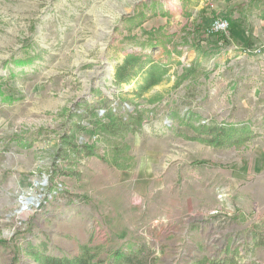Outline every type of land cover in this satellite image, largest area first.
Here are the masks:
<instances>
[{
    "label": "rangeland",
    "instance_id": "1",
    "mask_svg": "<svg viewBox=\"0 0 264 264\" xmlns=\"http://www.w3.org/2000/svg\"><path fill=\"white\" fill-rule=\"evenodd\" d=\"M129 53L167 68L139 94L141 78L115 84ZM104 99L141 123L115 137L80 117L96 154L76 157L70 116ZM263 139L264 0H0V264L84 244L102 264H264V214L193 188Z\"/></svg>",
    "mask_w": 264,
    "mask_h": 264
},
{
    "label": "trees",
    "instance_id": "2",
    "mask_svg": "<svg viewBox=\"0 0 264 264\" xmlns=\"http://www.w3.org/2000/svg\"><path fill=\"white\" fill-rule=\"evenodd\" d=\"M229 30L231 31L233 28L230 26ZM212 35L215 36L217 34ZM166 70L167 68L164 64L154 60L150 55H147L143 59L135 53H129L120 63L115 64V84L127 83L135 78H141V83L139 84L138 82L139 85L133 90V93L139 94L155 85L159 76L162 75V73H165ZM99 104L105 108L104 117L107 120L106 122H102V120L97 116L96 108ZM85 110H87L86 114H80V116H70L68 127L69 134L63 138L65 145L71 148L76 157L96 154L95 147L93 145L83 144L81 146H77L74 142L75 132L79 131L81 128L84 129V127L80 125V117L88 118L87 120L89 121L93 131L103 132L106 135L110 134L115 137H123L126 132L135 129L141 123L143 117V114L136 113V115L132 116V118L129 119V121L127 120V122L122 119L119 113H113L111 109L108 108V101L106 99L99 102H93L90 105H85ZM217 130L219 138L227 135L223 128H217ZM212 133H215L214 129L210 130V135ZM217 135L215 133V138ZM203 141L207 144L213 143L211 138H204ZM114 165L119 166L116 162H114ZM32 255L35 262L38 264H102L101 260H95V255L90 254V249L85 244L80 247V251L76 255H45L38 250L33 252ZM112 259V262H119L123 259L126 262L131 261L127 255L120 251H115L112 254ZM204 262H208L209 264H233L232 258H229L227 262L226 260L223 262L219 259L206 258L199 264Z\"/></svg>",
    "mask_w": 264,
    "mask_h": 264
},
{
    "label": "crops",
    "instance_id": "3",
    "mask_svg": "<svg viewBox=\"0 0 264 264\" xmlns=\"http://www.w3.org/2000/svg\"><path fill=\"white\" fill-rule=\"evenodd\" d=\"M264 140V139H263ZM259 140L254 146L252 154L244 156L237 154L231 161L232 154H228V163L222 169H213L208 184H196L194 198L200 201L217 202V194L228 197V206L235 205L244 211L254 214H264V141ZM230 157V158H229ZM124 183L129 174L122 171ZM251 179L250 182L246 180ZM252 213V214H253ZM218 220V219H217Z\"/></svg>",
    "mask_w": 264,
    "mask_h": 264
},
{
    "label": "built area",
    "instance_id": "4",
    "mask_svg": "<svg viewBox=\"0 0 264 264\" xmlns=\"http://www.w3.org/2000/svg\"><path fill=\"white\" fill-rule=\"evenodd\" d=\"M207 29L209 33H226L229 29V21L226 18H213L210 21ZM25 203H26V200H25Z\"/></svg>",
    "mask_w": 264,
    "mask_h": 264
},
{
    "label": "bare ground",
    "instance_id": "5",
    "mask_svg": "<svg viewBox=\"0 0 264 264\" xmlns=\"http://www.w3.org/2000/svg\"><path fill=\"white\" fill-rule=\"evenodd\" d=\"M24 207H25V206H24ZM24 207H23V208H24Z\"/></svg>",
    "mask_w": 264,
    "mask_h": 264
}]
</instances>
